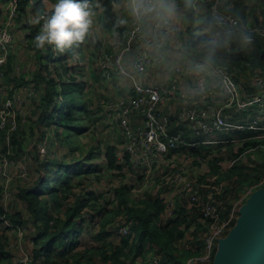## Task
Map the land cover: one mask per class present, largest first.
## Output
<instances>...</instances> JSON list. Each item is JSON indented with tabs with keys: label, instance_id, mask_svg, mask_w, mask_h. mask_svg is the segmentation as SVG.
Here are the masks:
<instances>
[{
	"label": "trees",
	"instance_id": "trees-1",
	"mask_svg": "<svg viewBox=\"0 0 264 264\" xmlns=\"http://www.w3.org/2000/svg\"><path fill=\"white\" fill-rule=\"evenodd\" d=\"M50 1H53L54 4L56 3V0ZM172 2L173 8L175 6L185 8L181 11V17L174 18L171 16V14L168 12L169 7L165 6L163 0H155V8L157 13L158 11L161 12L160 9L164 10V15L166 13L165 16L169 17L172 23H175L176 37H178L180 34L181 28L183 26L180 22V18L184 20L186 24L195 25V23L199 22L202 24L205 23V25H202L200 29H197L199 32L208 31V29H210L213 24L214 28L215 26L219 25L215 21L213 9H211L212 0H173ZM88 4L92 10V14L101 7V15L98 19L100 21L101 27L104 30L108 32L112 31L111 34L114 36L123 35L128 31V22L124 24L123 21L118 18L113 6V0H88ZM160 4H164L163 8ZM158 5L160 9L158 8ZM18 10L19 16L17 17V21L19 22V26H21L23 29L31 28L32 31H36L37 28H42L44 21L41 19L38 23H33V19L29 20V17L32 16L34 18L43 12L51 14V11L54 10V6L51 9L45 11L43 7V0H36L32 3L31 0H18ZM168 14H170V16ZM235 16L240 15L235 14ZM131 18L133 20V15ZM24 19L26 21H24ZM228 30V32H231L230 30L236 29L228 28ZM189 31H191V28H188V32ZM236 31H238L237 34L239 35L240 40L243 42L241 37L242 32L239 29ZM27 33L31 34L30 31H27ZM88 34L89 31L85 34L84 38L87 37ZM95 35L96 34H94V38L92 39L90 34L88 40L92 42L94 46H96L97 43V38ZM232 35L234 38L237 37L235 34ZM25 36L26 37H24V39L29 44V37L28 35ZM22 41L24 40L22 39ZM80 41L75 42L71 48L65 49L67 57H74V55L81 51V49L77 51V48L80 46ZM254 42L255 40L247 43L243 42V44L248 45L253 44ZM222 43L221 45L217 46L214 43H207V35H191L190 39L187 37L183 40L181 56L184 59L190 58L191 60H198L202 63H204V61H208L213 68H217L220 71H225L231 74L235 80H240L237 72L242 70L248 71L251 75H253L252 80L259 82L260 84L259 86L253 84L247 86L246 91L248 93H245V91H239L241 99H244L247 95L264 92V48L260 44H256L254 49L247 50L243 45L235 46V44H231L229 47H226L225 45H222ZM165 46L166 44L164 47ZM45 47L46 44L43 48H40V50L37 51L38 61L40 63V68L45 69L50 77L44 78L42 74H45V72L44 70L40 72V69L36 75L38 85L41 84L44 86V92L43 95H41L43 101L40 103V107L42 105L43 110L39 114L37 120H35V123H48V120L50 119L55 126L60 125L61 131L57 133V136H59L61 139H65V144L69 145L70 149L75 151L73 143L77 140V135L81 134L83 131H89L88 124L83 121V115L88 114L90 117L95 115L102 118L103 109L99 104L100 98L109 96H104L102 94H99L98 96L99 91H93L90 86L85 87V82L81 79H75L76 81H74V79L67 78L64 80L62 78V73H57V75L54 76L55 73L49 69L48 64H44V62H46L44 57H51V55H48L44 51ZM57 51L59 54H61L59 49H57ZM12 56L14 57V55L10 53L8 56V61L6 62L7 71L5 82L8 86H11V83L13 82H17L14 80L16 77L11 74L12 67L9 60ZM129 64H127V66H129ZM150 66L151 63L149 67ZM184 72L186 73V71ZM113 76L121 77L115 73H112L110 77L102 75V77L106 80H109V78ZM173 77L172 71L169 78L164 83L157 84V87L160 90L168 89L172 84ZM25 83L30 82L26 80L21 82V85H24ZM83 85L85 94L87 95V100H84V103L81 101L79 96V94L82 96ZM183 90L188 92V88H183ZM91 96L97 99V106L93 105ZM172 98L173 101L176 100L178 104L175 111V113H178L180 111L179 104L187 103V101L180 97L179 92L169 93V95H167V105L165 107L160 105V108L163 109L164 112L167 111L168 105L170 104ZM50 104L51 107L48 108ZM230 107L226 108L225 112H228L231 109ZM127 118L130 127L132 129H136L141 125L143 116L139 114L136 116L132 113H129ZM175 124L176 126L181 125L180 123H177V121ZM113 126L116 127V125ZM172 128L174 130L173 132L175 133L180 129L177 127L176 129L173 126ZM117 129L121 134L123 140L122 142H124L125 136L123 135L121 129ZM256 133V131H249L248 128L235 130L234 135L237 137L233 138L232 140L247 139ZM13 134L10 137L9 142L14 145L17 143V138ZM223 137H225L224 139H227V141L218 142L213 145H207L205 148L203 145L182 149L170 148L167 155L181 153V155L185 154L189 157H193L192 160L195 162L201 161V159H196V156L200 155L204 160L207 161V165L209 166L208 172H206V174L209 176H200V179L215 175L216 183H223L225 178H233V183L237 182L238 180L245 181L249 184L258 182L259 179L264 176V164H260L262 167V176H248L246 173L242 174V168H234L233 165L227 167L226 169H222L220 163L224 160L223 150L226 146L230 145L231 142H234L230 140L229 137ZM232 149L233 147L231 146L227 152L231 153ZM102 151H104V159H106L105 164L108 169L118 171L119 167L121 169V164L123 166L124 162H128V154L125 150H123L122 156H124L123 158H125V160L123 163H119L120 159H122L117 156L118 152L120 151L119 149L117 150V147L113 144H107L106 148H103ZM88 153L92 154V150H89ZM234 156H237V153H234L233 156L230 155L229 157L232 159ZM91 158V155H88L83 160L73 161L71 164L68 163V170H64L63 168L64 164L66 163L54 161L57 160L54 157H47L43 158L42 160H38V166L36 167V170L39 171L40 175L43 174L42 178L36 182H31L28 186L22 188L20 193L21 200L25 204L27 215H25L23 218V214L21 212L17 211L15 213H10L8 210H5L2 205H0V264H24L23 261H19L13 256L12 250H14V248H9L6 245V242H4L5 234H7L9 237L8 230H10L12 227V224L9 220L14 222L17 228H23V223L25 221L31 222L33 228L35 229L36 235L32 237L33 245L30 247V251L28 250V252H25L26 255L29 254L30 264H130L128 258L133 261L135 256L138 254L143 255V257L146 259V252L150 247L154 248V253L157 254L163 251V254L158 258L157 261L146 259L145 262H147V264H186L187 259L184 261V258L187 255L188 256L186 258L198 252L199 247H202V241L200 240L192 242L190 245V250H185L187 252L182 254L183 259L178 255L173 254V252L170 250L177 249L175 247V240L183 236V228H178L179 225L185 224V226L190 227L192 223L198 224L199 220H201L202 213L198 207L195 205L190 206L189 201L187 199H183L186 202H179L176 205L174 215L169 218L166 223H162L160 214L164 208L163 194L168 191V186L163 184L162 179H158V177H155V180H158L159 183H162L163 185H159V187L156 188V191L152 194L146 192L138 199H133L132 197L130 198V193L135 184L143 185L147 181V176H144L143 174H138V177H136L138 179H135L136 181L135 184L133 183V186L128 182L127 185L122 186L120 189H115L118 201L113 202L111 207L112 211L106 213L102 217L101 224L99 226L100 229L95 230L92 225L85 226L84 222L88 219V217H86L83 212L86 201L84 198L77 196V198L74 199L75 191L74 189L72 190V188L73 185L74 187L81 185L86 178H92L87 177L88 170L85 162ZM129 166H131L133 170L148 169L147 167L135 168L131 162ZM74 169H78L76 174L82 173V180L77 183L72 182V177L70 175ZM51 172L55 173L54 178H51ZM229 191L231 192L234 190H232V187L228 188V186H226L225 191V185L223 183L222 192L214 194V203L217 205V208L222 214L227 212L228 206L226 200L229 196ZM65 198L70 201V205L66 209H64L60 203L61 200ZM96 212L98 215H101L103 213V209H97ZM119 214L124 216V224H121L119 221L117 222L115 217ZM77 215H79L80 220H77ZM190 216L192 219L188 218ZM109 224L116 226L115 228H119L122 225L126 226L128 228V233L124 236L127 237H122V240L120 239L119 242L106 241V237L111 234L107 229ZM92 229L94 232L91 234V236L94 237V239L98 242L93 241L92 244L80 246L77 241H71L73 240L74 234L78 238L83 232L89 230L91 232ZM147 243L149 245L148 249L143 250L146 249ZM132 251H134L133 256L131 254Z\"/></svg>",
	"mask_w": 264,
	"mask_h": 264
},
{
	"label": "rangeland",
	"instance_id": "rangeland-1",
	"mask_svg": "<svg viewBox=\"0 0 264 264\" xmlns=\"http://www.w3.org/2000/svg\"><path fill=\"white\" fill-rule=\"evenodd\" d=\"M166 1V3H168L167 7H169L168 12L171 14V16H173L174 18L181 17V11L185 8H180L176 6L173 8V0ZM52 3L53 1L43 0V7L45 11L51 9L55 5ZM4 6L3 4H1L0 13L4 11L7 15V10L5 11ZM113 6L115 8L118 18L122 21V19H124V16L122 13L120 2L118 0H113ZM211 9H213V16H215V21L218 16L223 14H230L232 16L238 14L246 25L256 24L258 26H264V0H212ZM170 14L168 15L170 16ZM100 15L101 7L98 8L92 14V24L90 25L88 30L89 34L87 35V37L83 38L85 40L80 41V46L79 48H77V51H79L80 49L81 51L74 55V57H67L66 50L59 54L54 44L46 43V47L44 50L48 55H51L50 58L44 57L46 61L44 62V64H48L49 69H51V71L55 73L54 76H56L57 73H62V78L64 80L67 78L74 79V81H76L75 79H81L82 81L88 82L89 86L93 89V91H99L98 96L99 94L109 96L100 98L99 104L102 106L103 109L102 118L95 115L92 117H90L88 114L83 115V121L88 124L89 131H83L81 134L77 135V140L73 143L75 151L70 149L69 145L65 144V139H61L59 136H57V133L61 131L60 125L55 126L50 119L48 120V123H35V120H37L39 114L43 110L42 105L40 107V103L41 101H43L41 95H43L44 92V86L41 84L38 85L36 75L40 69V72L42 70H44L45 72V74H42L44 78L50 77V75L45 69L40 68L37 52L40 50V48H37L35 46L34 41L35 35L41 29L37 28L36 31H32L31 28H21V26H19V22L17 21V17L19 16L18 8L15 16L12 18L11 26H13L16 31L17 39L13 43V51L11 52L15 58L12 56L9 61L11 62L10 65L12 67L11 74L16 77L14 78V80L17 81L13 82L15 83V88L17 89V91L21 92V95L25 99L24 111L26 113V119L23 123H20L19 128L17 127L14 130V134L12 132V134L15 135L17 138V143L14 145L9 142V139H6L5 135L0 129V156L6 155L11 160L9 162V165L7 166L8 175L11 176V182L9 183L7 188V191L10 193V196L8 200H6V205H4V203H2L3 187L0 184V205H2L3 208L5 206L4 209L8 210L10 213H15L17 211L21 212L23 214V218L25 217V215H27L25 204L21 200V189L28 186L31 182H36L42 178L43 174L40 175L39 171L36 170V167L38 166V160H42L43 158L47 157H54L57 159L54 161L66 163L64 164L63 168L64 170H68V163L71 164V162L73 161L83 160L88 155H91L92 158L85 162L88 170L87 177L92 178H86L81 185H77L75 187L73 185L72 190L74 189L75 191L74 199H76L77 197H82L86 201V205L83 208V212L85 216L88 217V219L84 222V225H92L95 230L100 229L99 226L101 224L102 217L106 213L111 212L113 202L118 201L115 189H120L122 186L127 185L128 182L130 185L133 186V183L135 184L136 181L135 179H138L136 178L138 177V174H143L144 176H147V181L143 185L135 184L133 186L130 193V198L132 197L133 199L140 198L146 192H148L149 194L155 192L156 188H158L159 185H163L162 183L160 184L158 180H155V177L161 179L165 178L166 175V177L170 179L171 175L178 168V165L191 164L192 166L189 165L188 169L189 173H187L189 176H209L206 174V172H208L206 171V169H209V166L204 161L195 162L192 160L193 157H189L185 154L181 155V153H174L171 156L167 155V153L161 155L158 161L154 164V166L150 168V170H133L131 166H129V160V163L124 162L125 158L120 159L119 163L124 162V165L122 166L121 164V169L119 167L118 171H114L107 168L105 164L106 159H104V151H102V149L106 148V145L110 143L115 145L117 147V150L119 149V151L123 153V140L118 129L110 124L113 116L108 114L107 108L105 107L104 103L107 99L116 100L118 98H126L127 88L130 86V83L122 89V85L124 84V82H127L125 78L113 76L109 78V80L104 79L99 70V65L100 60L104 55H113V53H109V51L112 52L113 45L111 48V44L113 41H126L130 27L128 28V31L123 35L114 36L111 34L112 31L108 32L101 27L100 21L98 19ZM24 21L26 20L24 19ZM180 22L183 26L181 28L180 34L178 35L179 38L176 37V39L171 42V47L173 49H178L181 51L183 40L187 37L190 39L191 35L197 34L207 35V43H214L217 46L221 45V43L223 42L222 45H225L226 47H229V45L231 44H235V46L243 45L247 50H251L255 48L256 44H260L264 48V37L262 36L255 37V42L253 44L247 45L243 44V42L247 43V41L243 38L242 35L241 37L243 39V42L240 40L239 35L237 34L238 31H236L238 29L230 30L231 32H228V28L219 25L215 26L214 28L213 24L210 29H208V31L199 32L197 31V29H200V27L202 25H205V23L202 24L201 22H199L195 23V25L186 24L181 18ZM188 28H191V31L188 32ZM27 31H30L31 34H28ZM90 34L92 39L94 38V34H96V46H94L92 42L88 41ZM232 34L237 35V37L234 38ZM25 35H28L29 37V44L24 39V37H26ZM22 37L24 41H22ZM132 47H135L136 51L140 48L138 44H135L131 46L127 51H129ZM175 60L176 58L173 54L169 55L164 65L162 66L163 68L161 66L157 67L156 64L152 65V62V67H149L147 70L146 81L149 83L156 84L164 83L153 82L154 76L157 75L159 77L168 78V71L170 67L171 73L173 71V64L171 65V62L173 61L174 63ZM204 65L206 67H209L210 64L208 61H204ZM4 66L6 70V63ZM155 68H157L158 72H155ZM221 73L222 72L219 69L212 68L211 74L215 77H220ZM237 75L240 80L235 81L240 92L245 91V93H248L246 91L247 86L252 84L259 86L260 84L259 82L252 80L253 75H251L246 70L237 72ZM26 80H28V82L30 83H25L24 85H21V82H24ZM187 80L188 87H190L193 82V78L188 77ZM13 83L11 84L13 85ZM34 95H36V105L33 103ZM79 96L83 103L84 100H87V95L84 91V85L82 88V96L80 94ZM91 100L94 106L98 105L96 98L91 96ZM212 103L214 106H217L221 109H223L224 107L231 106L230 112L232 114L227 117L228 120L234 121L236 118H239L243 114V112L241 111L236 112L238 110L236 104L225 105L224 102L218 100ZM176 106H178V104L176 100L173 101L172 98L167 110L175 112ZM49 107H51V104L48 106V108ZM249 112H252V117L256 116L254 120L257 121V126L252 130L256 131L257 133L247 139L232 140L234 142H231V144L226 146L223 150L224 160L220 164L222 169H226L227 167L233 165L234 168H242V174L246 173L248 176H262L263 174H261V165L264 164V110L261 114L258 115L257 107L255 106L254 109L249 110ZM243 121L249 124L253 120L245 118L243 119ZM230 135V133H219V136L228 137ZM236 137L237 136H234V138ZM231 146L233 147L232 152L228 153L227 151ZM89 150H92V154L88 153ZM234 153H237V156H234L232 159H230L229 156H233ZM21 171L24 172V175L20 174ZM77 172L78 169H74L71 172L70 175L72 177V182L77 183L82 180V173L76 174ZM51 173V178H54L55 173ZM223 181L225 185V191L226 186H228V188L232 187V190H234L228 192L229 196L226 200L228 206L227 209H231L233 207L234 210H236L238 202H241V198L244 197L242 199L243 202L248 196L249 190L254 189L253 186L257 183L254 182L253 184H249L241 180H238L237 182L233 183V178H225V180ZM139 188H141V190H133ZM165 194L166 192L164 193V196ZM183 201L185 200H182L181 202ZM60 203L64 209H66L70 205V201L67 198L62 199ZM100 208L103 209V213L101 215H98L96 210ZM76 218L77 220H80L79 215H77ZM115 218L117 219V222L119 221L121 224L125 223L123 222L125 218L122 214L117 215ZM188 218L192 219L191 216ZM9 221L12 224V227L10 230H8L9 237L7 236V234H5L4 242H6V245L9 248H14V250H12V253L16 259H18L19 261H23L24 264H30L29 254L26 255L25 252H28V250L30 251V247L33 245L32 237L36 235L35 229L33 228L31 222L25 221L23 223V228H17L14 222H12L11 220ZM115 227L116 226L110 224L108 225L107 229L110 231L111 234L106 237V241L119 242L122 237H127L124 236V234L122 233L114 232ZM181 227L183 228V236L175 240V247L177 249L170 250L173 252V254L178 255L180 258L183 259L182 254L187 252L185 250H190V245L193 241H202V247H199L198 251L203 250L204 234L208 228L205 220H199L198 224L192 223L190 227L185 226V224H182L179 225L178 228ZM18 231H20V233L22 232L21 235L18 234ZM93 232V229L91 232L90 230L85 231L78 238L74 234L73 240L71 241H77L80 246L92 244L93 241H97L94 239V237L91 236ZM148 247L149 245L147 243L146 249L143 250H147ZM133 253L134 251L131 252L132 256ZM146 254L147 260L149 259L152 261H157L158 258L163 254V251L156 254L154 253V248L150 247ZM197 254H199V252H196L191 256ZM191 256H189L188 258H190ZM186 257L184 258V261L186 259L188 260V258ZM146 259L141 254L136 255L133 261L128 258L130 264H147V262H145Z\"/></svg>",
	"mask_w": 264,
	"mask_h": 264
},
{
	"label": "built area",
	"instance_id": "built-area-1",
	"mask_svg": "<svg viewBox=\"0 0 264 264\" xmlns=\"http://www.w3.org/2000/svg\"><path fill=\"white\" fill-rule=\"evenodd\" d=\"M17 8L18 0H7L4 6L5 11L7 10L6 22L0 23V129L9 140L12 132L14 133V130L19 128L20 123L26 119L25 99L21 92L13 87L10 94L6 95L4 83V65L16 41V33L11 25ZM131 12L132 26L126 41L113 43L114 53L101 58L100 69L106 77L115 73L124 75L131 81L132 93L130 95L118 100H107L105 104L108 114L113 116L112 122L116 123L125 136L124 150L128 154V160L135 167L152 168L159 157L170 148L207 146L227 141L225 137L219 136V133H230L228 137L232 140L235 130L248 128L249 131H253L252 129L257 126V121L254 120L256 116L252 117V112L249 110L256 106L258 115L262 113L264 92L247 95L241 99L235 79L225 71H221L220 77H215L211 74L213 68L211 65L206 67L198 60L184 59L181 51L174 50L176 60L173 64L174 77L171 86L160 90L157 84L147 82V70L153 62L148 48L158 47L156 60L160 63L164 62L167 55L163 48L169 42L174 26L169 17L164 15L153 21L149 32L143 29V16L158 14L155 0H140V2L132 0ZM216 22L223 27L239 29L247 42L253 41L257 36L264 37V26L246 25L239 16L223 14L217 17ZM138 42L140 48L137 49L135 56L127 66L123 61V55L134 43L138 44ZM188 77H192L193 82L186 92L181 82ZM178 92L187 103L180 105V111L177 114L172 111L164 112L160 105L164 107L169 93ZM216 100L224 102L225 105L235 103L238 107L236 112L241 111L243 114L234 121L228 120L227 117L232 114L231 109L225 112L228 107L221 109L214 106L212 102ZM135 112L142 115L143 119L139 127L132 129L127 116ZM171 114H175L177 123L181 124L177 127L180 129L176 133L173 132L174 115ZM245 118L253 121L247 124L243 121ZM122 155L123 153L118 152L119 158L123 159ZM196 159H201L207 164V161L200 155L196 156ZM10 161L6 155L0 157V184L3 187L2 203L4 205L10 196L7 191L11 182V176L8 175L7 170ZM187 173H189L188 168L185 165H179L171 175L169 180L172 185L163 198L164 208L160 219L162 223H166L174 215L176 205L183 199H187L190 206L198 207L202 213L201 220L206 221L208 229L204 234L203 250L188 258L186 264H210L218 239L223 237L235 222L238 208L244 197L241 198V202H238L236 210L232 207L222 214L214 203V194L221 192L223 183H216L215 175L200 179L189 176ZM20 174L24 175V172L21 171ZM261 185H264V176L253 187L255 189L256 186ZM252 190H249V193ZM117 232L127 233L128 228L122 225Z\"/></svg>",
	"mask_w": 264,
	"mask_h": 264
},
{
	"label": "water",
	"instance_id": "water-1",
	"mask_svg": "<svg viewBox=\"0 0 264 264\" xmlns=\"http://www.w3.org/2000/svg\"><path fill=\"white\" fill-rule=\"evenodd\" d=\"M210 264H264V185L241 203L235 222L218 239Z\"/></svg>",
	"mask_w": 264,
	"mask_h": 264
},
{
	"label": "clouds",
	"instance_id": "clouds-1",
	"mask_svg": "<svg viewBox=\"0 0 264 264\" xmlns=\"http://www.w3.org/2000/svg\"><path fill=\"white\" fill-rule=\"evenodd\" d=\"M41 18L44 22L34 37L35 46L54 44L63 52L84 38L92 24V10L88 0H56L51 14L41 13L32 22L38 23Z\"/></svg>",
	"mask_w": 264,
	"mask_h": 264
},
{
	"label": "crops",
	"instance_id": "crops-1",
	"mask_svg": "<svg viewBox=\"0 0 264 264\" xmlns=\"http://www.w3.org/2000/svg\"><path fill=\"white\" fill-rule=\"evenodd\" d=\"M6 1L7 0H0V4H3V6L5 5V3H6ZM34 1H36V0H31V3L32 2H34ZM119 2H120V4H121V8H122V13H123V16H124V19H122V21H123V23L125 24L126 22H128V25H129V27L131 28V26H132V18H131V16H132V12H131V3H132V0H118ZM139 2H140V0H138ZM164 3L166 2V0L165 1H163ZM52 4H54V3H52ZM166 4V7H167V3H165ZM161 5V7L163 8V6H164V4H160ZM158 8H159V5H158ZM160 9V8H159ZM160 11L161 12H159L158 11V14L156 15V16H149V15H144L143 16V29L146 31V32H149L150 30H151V26L153 25V21L154 20H156V19H158L160 16H164V12H163V10H161L160 9ZM166 15V14H165ZM4 17H7V15H6V13L3 11V12H1L0 13V22L2 23V24H4L5 22H6V18H4ZM30 19H33V17L31 16V17H29V20ZM130 21H131V26H130ZM175 23H173V26H174V30H173V32H172V34H171V37H170V39H169V42L166 44V46L163 48L164 49V51H165V53H166V55H167V58H168V56L169 55H171V54H173L174 56H175V58H176V54H175V52H174V50L175 49H173L172 47H171V42L175 39V37H176V33H175V30H176V27H175V25H174ZM14 25V24H13ZM178 26V25H177ZM12 29L15 31V29H14V27L12 26ZM130 30V29H129ZM15 33H16V31H15ZM128 33H129V31H128ZM128 36V35H127ZM15 39H17V34H16V38ZM22 39H23V37H22ZM114 42V41H113ZM113 42H112V44H111V48H112V45H113ZM136 43H134L133 45H135ZM132 45V46H133ZM138 46L140 47V43L138 42ZM150 49V54H151V56H152V58H153V63H152V65L153 64H156V66L158 67V66H163L164 65V63H165V61L164 62H162V63H160V62H158L157 60H156V58L158 57L157 55H158V51H159V48L158 47H149L148 48V50ZM109 53L110 54H112V53H114V48L112 49V52L111 51H109ZM135 54H136V48L135 47H132L129 51H127V52H125L124 53V55H123V61H124V63L127 65V64H129L130 63V61H131V59L135 56ZM172 64H174L173 63V61L171 62V65ZM152 65L150 66V67H152ZM163 68V67H162ZM99 70H100V72H101V74H102V71H101V69L99 68ZM155 72H158L157 71V68H155ZM168 73H169V76H170V73H171V67H170V69H169V71H168ZM103 75V74H102ZM122 78H125L126 79V81L127 82H124V84L122 85V89L126 86V85H128L129 83H130V86L128 87L129 88V90H128V88H127V96L128 95H130L131 93H132V89H131V81L129 80V79H127L126 78V76H124V75H120ZM169 76H168V78H169ZM5 78H6V70H5ZM167 77H159V76H157V75H155L154 76V80H153V82H165L166 81V79H168ZM85 82V84L84 85H86V86H89V83L88 82H86V81H84ZM4 83H5V87H6V95H9L10 94V92H11V90L13 89V87H16L15 86V84H13V85H11V86H8V85H6V82H5V80H4ZM181 84H182V87L183 88H187L188 87V80L187 79H184V80H182V82H181ZM33 103L36 105V95H34L33 96ZM182 103H180V105H181ZM167 105V102H166V104L164 105V107ZM168 111V110H167ZM175 113V112H174ZM132 114H134V115H136V116H138V113H132ZM175 114H177V113H175ZM174 114V116H173V120H174V123H173V127L174 128H176V127H178V126H176V124H175V122L177 121V117H176V115ZM129 116V115H128ZM111 125H116V123H114V122H112L111 121V123H110ZM116 127L117 128H119L117 125H116ZM120 129V128H119ZM124 143H125V141L123 142V145H122V149L124 150ZM204 146V145H203ZM206 146H204V148H205ZM184 148H189V147H184ZM203 148V149H204ZM182 149V148H181ZM168 151L169 150H167V152L166 153H168ZM121 153V152H120ZM173 155V154H172ZM118 156V155H117ZM169 156H171V155H169ZM189 165L190 166H192L191 164H186L185 166L189 169ZM179 166V165H178ZM206 171H208V169H206ZM162 179V183L163 184H165V185H167L168 186V191H169V189H170V187H171V182H170V180L166 177V175H165V178H161ZM168 191L166 192V194L168 193ZM165 194V195H166ZM163 196H164V194H163ZM164 198V197H163ZM121 227V226H120ZM117 229L118 228H115L114 229V232H117ZM119 233V232H118ZM128 233V232H127ZM127 233H122V234H124V235H127ZM18 234L19 235H21V233H20V231H18Z\"/></svg>",
	"mask_w": 264,
	"mask_h": 264
}]
</instances>
